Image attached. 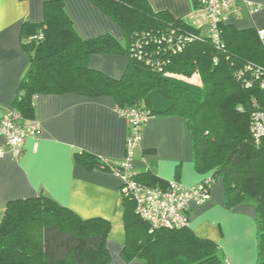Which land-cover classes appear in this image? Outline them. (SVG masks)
<instances>
[{
    "label": "trees",
    "instance_id": "1",
    "mask_svg": "<svg viewBox=\"0 0 264 264\" xmlns=\"http://www.w3.org/2000/svg\"><path fill=\"white\" fill-rule=\"evenodd\" d=\"M91 1L117 22L125 42L110 34L82 38L63 1H47L44 21L26 22L22 29L30 65L15 101L19 123L35 120L39 94L70 92L112 96L118 109H146L151 117H183L192 134L197 168L212 172L204 180L211 178L213 186L216 178L222 177L229 207L242 203L255 206L256 264H264V141L257 142L251 132L252 114L264 109V91L256 83L244 85L238 75L249 64L264 68L258 30H240L228 23L222 27L224 46L218 49L198 28L174 19L165 10L154 11L148 0ZM172 32L175 41L183 35L194 40L182 51H174V43L167 41ZM95 53L128 56L122 78L90 68L88 61ZM195 72L202 77V84L178 76ZM212 85L218 87L220 104L208 110L210 103L217 102L215 95L209 98ZM75 158L87 168L114 171L118 164L87 152L77 153ZM253 164L262 173H257ZM152 173L148 169L142 175L154 178ZM142 175H136L137 181L155 187L156 183ZM122 210L127 236L124 258L128 262L227 264L221 248L195 235L190 226L150 231L130 197H122ZM2 212L0 264H110L108 220H84L45 194L9 201Z\"/></svg>",
    "mask_w": 264,
    "mask_h": 264
},
{
    "label": "crops",
    "instance_id": "2",
    "mask_svg": "<svg viewBox=\"0 0 264 264\" xmlns=\"http://www.w3.org/2000/svg\"><path fill=\"white\" fill-rule=\"evenodd\" d=\"M49 0H0V119L15 110L21 81L30 65L22 44L26 22L45 19ZM78 34L94 38L110 34L125 42L121 27L91 0H62ZM259 6L253 14L243 10L229 24L240 30L264 28V0H249ZM154 11L165 10L207 34L201 23L206 12L194 0H148ZM90 68L120 79L129 65L126 55L95 53ZM35 120L40 124L36 138L26 139L22 156L15 159L9 151L0 156V213L7 203L45 194L68 207L84 220L101 218L111 223L106 239L110 264H146L124 258L127 236L122 210V179L113 171L87 168L76 161L77 153L121 163L126 157L129 134L112 96H88L70 92L39 94ZM0 147L7 150L0 134ZM150 169L154 178L142 174ZM132 171L144 180L165 186L179 181L191 188L212 172L200 171L195 163L192 134L183 117L166 114L150 118L144 137L132 160ZM218 178V177H217ZM210 190V199L201 205L191 203L190 228L200 238L215 242L227 264H256L258 260L257 216L251 203L229 207L222 177ZM222 179V180H221Z\"/></svg>",
    "mask_w": 264,
    "mask_h": 264
},
{
    "label": "built area",
    "instance_id": "3",
    "mask_svg": "<svg viewBox=\"0 0 264 264\" xmlns=\"http://www.w3.org/2000/svg\"><path fill=\"white\" fill-rule=\"evenodd\" d=\"M198 8L203 9L209 22L207 34L214 46L218 49L224 45L222 41V27L241 16L243 10L253 14L259 6L249 0H194ZM261 44L264 47V28L257 31ZM171 33L167 37L169 43H174V51H182L186 44L192 42L190 35L178 36L175 41ZM249 74V75H247ZM244 85L256 83L264 91V68L246 65L239 73ZM129 126L126 140V157L117 166L114 173L122 179L121 196L130 197L135 203L136 214L145 221L150 231L162 228L176 229L190 225L189 209L192 202L201 205L210 199L212 188L211 178L198 183L191 188H185L179 181L173 180L165 186H150L140 183L132 171V160L135 157L143 137L147 123L151 118L149 110L140 108L118 109ZM15 110L8 112L0 119V134L5 137L7 150L0 147V156L9 151L15 159L22 156L24 143L27 138L38 136L40 124L36 120L21 125ZM251 132L257 142L264 141V109L256 110L252 114Z\"/></svg>",
    "mask_w": 264,
    "mask_h": 264
},
{
    "label": "rangeland",
    "instance_id": "4",
    "mask_svg": "<svg viewBox=\"0 0 264 264\" xmlns=\"http://www.w3.org/2000/svg\"><path fill=\"white\" fill-rule=\"evenodd\" d=\"M209 22V18H208V16L207 15H204V16H202L201 17V23L202 24H204L203 25V27H202V29L204 28V26L207 24ZM178 76H180V77H184V78H186V79H188V80H190V81H193L194 83H197V84H202L203 83V80H202V77L199 75V73L198 72H195L194 74H191V75H189V76H186V75H182V74H179ZM217 86L216 87H214V85H212V86H210V97L209 98H212V96L214 97V95H215V97L214 98H216V101L217 102H212V104L210 103V107L208 108V110L209 109H217L216 107H218L219 106V100H218V94H217ZM209 100H213V99H209ZM214 111H216V110H214ZM197 121H200V119L198 118L197 119ZM212 126H214V123H212ZM207 134H208V132H206ZM208 148V147H207ZM257 162V161H256ZM256 167L257 166H254V164H253V169L257 172V173H262L261 171H257V169H256ZM220 179V177H218L217 178V180H219ZM222 180V179H221ZM2 216H3V212H1L0 213V221H1V219H2ZM34 229H35V227H34Z\"/></svg>",
    "mask_w": 264,
    "mask_h": 264
}]
</instances>
